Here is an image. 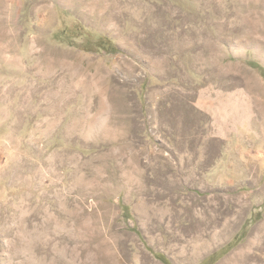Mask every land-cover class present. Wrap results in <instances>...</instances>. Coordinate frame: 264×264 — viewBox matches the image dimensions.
I'll list each match as a JSON object with an SVG mask.
<instances>
[{"label":"rangeland","instance_id":"rangeland-1","mask_svg":"<svg viewBox=\"0 0 264 264\" xmlns=\"http://www.w3.org/2000/svg\"><path fill=\"white\" fill-rule=\"evenodd\" d=\"M249 62L264 0H0V264H264Z\"/></svg>","mask_w":264,"mask_h":264},{"label":"trees","instance_id":"trees-1","mask_svg":"<svg viewBox=\"0 0 264 264\" xmlns=\"http://www.w3.org/2000/svg\"><path fill=\"white\" fill-rule=\"evenodd\" d=\"M78 35H80V34L77 33L74 37H77ZM113 51H115V50H113ZM248 64H249V66L252 67L253 69H256V70L258 71V73L260 74V76L262 77V79L264 80V68H263L262 66H260L259 64L254 63V62H249ZM158 258L161 260V262H162L163 264H169V263L167 262V260H165L163 257L158 256ZM211 263H212V262H207V263H206V261H205V264H211ZM201 264H204V262L201 263Z\"/></svg>","mask_w":264,"mask_h":264},{"label":"bare ground","instance_id":"bare-ground-1","mask_svg":"<svg viewBox=\"0 0 264 264\" xmlns=\"http://www.w3.org/2000/svg\"><path fill=\"white\" fill-rule=\"evenodd\" d=\"M203 107V106H202Z\"/></svg>","mask_w":264,"mask_h":264}]
</instances>
